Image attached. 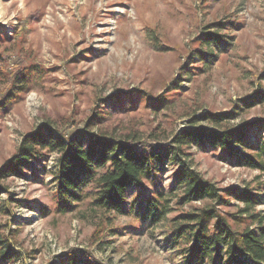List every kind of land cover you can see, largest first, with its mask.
<instances>
[{"label":"rangeland","instance_id":"rangeland-1","mask_svg":"<svg viewBox=\"0 0 264 264\" xmlns=\"http://www.w3.org/2000/svg\"><path fill=\"white\" fill-rule=\"evenodd\" d=\"M207 34L218 40L209 47ZM259 94L264 0H0V171L44 124L84 143L99 133L135 135L130 144L142 147L167 143L190 121L205 125L203 112H239L229 125L252 127L246 141L262 144L264 102L244 106ZM186 153L222 191L218 215L234 231L254 228L228 191H253L264 214V176L218 149ZM41 156L24 177L0 178V264H182L175 217L209 204L177 201L171 161L128 188L134 218L97 213L93 184L74 211L58 213L57 155ZM157 195L169 213L142 221L140 204Z\"/></svg>","mask_w":264,"mask_h":264},{"label":"trees","instance_id":"trees-1","mask_svg":"<svg viewBox=\"0 0 264 264\" xmlns=\"http://www.w3.org/2000/svg\"><path fill=\"white\" fill-rule=\"evenodd\" d=\"M217 41L214 34H207L203 43L209 47ZM256 97L244 106L248 108L259 101L264 102V94ZM238 113L203 112L198 119L205 125L190 121L189 127L177 131L167 143L142 147L130 144L135 135H126L121 140L99 133L88 135V142L84 143L80 137H65L44 124L24 137L17 153L0 171V178H22L23 172L42 158L43 151L54 153L57 155L54 178L58 213L74 211L85 199L83 189L93 184L97 191L92 206L97 213L135 218L139 215L132 207H125L128 188L153 178L159 167L169 160L177 166L176 187L182 190L177 201L209 204L175 217L173 243L182 246V264H264V214L255 211L261 204L259 196L247 188L228 191L242 204L238 209L239 216L255 226L242 232L234 231L215 211L216 204L224 203L222 191L192 168L186 153L191 147L218 149L235 166L258 170L264 176V143L249 145L246 138L252 127L229 125ZM168 203L164 196L146 198L138 208L141 220L158 222L169 213Z\"/></svg>","mask_w":264,"mask_h":264}]
</instances>
